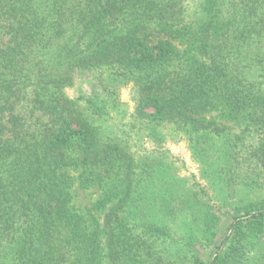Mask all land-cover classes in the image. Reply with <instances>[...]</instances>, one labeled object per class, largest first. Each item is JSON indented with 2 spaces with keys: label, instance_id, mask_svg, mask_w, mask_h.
Returning <instances> with one entry per match:
<instances>
[{
  "label": "trees",
  "instance_id": "trees-1",
  "mask_svg": "<svg viewBox=\"0 0 264 264\" xmlns=\"http://www.w3.org/2000/svg\"><path fill=\"white\" fill-rule=\"evenodd\" d=\"M0 264H264V0H0Z\"/></svg>",
  "mask_w": 264,
  "mask_h": 264
},
{
  "label": "rangeland",
  "instance_id": "rangeland-1",
  "mask_svg": "<svg viewBox=\"0 0 264 264\" xmlns=\"http://www.w3.org/2000/svg\"><path fill=\"white\" fill-rule=\"evenodd\" d=\"M87 84V83H86ZM84 84V86H86ZM86 88V87H85ZM130 87H124L122 89V100L124 102H127L131 106L130 102ZM67 94L70 97H74L77 95V87L73 89H68ZM238 129H235L234 133H239ZM168 139V141L164 145V149L167 151V154L169 155V160H171V163H173V169L177 173L178 176L182 178H187L189 180V185H198L201 184V181L199 179V165L196 164L191 156V152L188 149V145L185 140L180 139L179 136ZM154 148L153 144L151 142H147L144 144L145 150H152ZM141 148V150H144ZM92 195L89 192H81L76 201L75 204L77 206H85L89 204V202L92 199ZM225 219V218H224ZM228 223V220L224 223Z\"/></svg>",
  "mask_w": 264,
  "mask_h": 264
}]
</instances>
